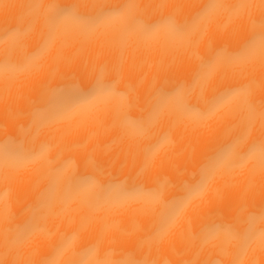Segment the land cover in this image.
I'll return each mask as SVG.
<instances>
[{
    "label": "bare ground",
    "instance_id": "6f19581e",
    "mask_svg": "<svg viewBox=\"0 0 264 264\" xmlns=\"http://www.w3.org/2000/svg\"><path fill=\"white\" fill-rule=\"evenodd\" d=\"M124 3L98 22L49 21L55 5L94 17ZM262 16L264 0H0V264H43L61 241L55 264L85 247L87 264H264V223L250 241L243 232L264 170L258 151L240 159L264 138L258 116L232 146L248 105L264 104V50L244 49ZM98 75L109 91L61 103ZM229 86L239 91L210 108Z\"/></svg>",
    "mask_w": 264,
    "mask_h": 264
},
{
    "label": "snow or ice",
    "instance_id": "6c2138e0",
    "mask_svg": "<svg viewBox=\"0 0 264 264\" xmlns=\"http://www.w3.org/2000/svg\"><path fill=\"white\" fill-rule=\"evenodd\" d=\"M51 7L53 10L49 18V21L50 23L55 24L56 21L68 15H72L75 19L80 21L87 22L91 20L92 22H98L99 20L104 19L107 16L121 15L126 10L133 8L134 5L130 3H124V4L111 6L108 8H101L100 11H98L94 17L81 15L78 11L79 8L78 5H66V6L55 5ZM215 7H217V4L210 2L203 6L199 15H204ZM240 7H243V5H240ZM163 22L168 24L171 28H173L176 31L185 30V26L178 25L172 17L165 18ZM142 23L146 31H152L158 26L157 23H149V22H142ZM252 27H253L252 34L250 35L249 39L246 41L244 45L245 51L255 47L257 44H259L261 49L264 50V16H262L259 20L252 21ZM10 35L11 33L9 31H5L2 38L7 40L10 37ZM212 64H213L212 58L205 61L204 64L202 65V71L211 68ZM110 89H111V85L105 83L102 75H98L91 85L81 86L79 84H72L66 87L64 93L61 96V103L71 106L73 104L84 101L98 93L109 91ZM237 91H239V89H236L231 86L225 88L211 99V101L209 102V107L213 108L219 105L220 103L224 102L228 97L235 94ZM170 95H172V93H164V92L158 93L161 102L167 99V97ZM247 110H248V117L244 121V132H242L240 135H238L235 138L232 146H235V144L246 142L247 129H249L252 126V123L257 116L260 118L262 123H264V104L260 106L249 104ZM129 122L132 124L133 127H140L141 129L144 123L141 119H136V120L129 119ZM257 151L260 153L259 166L261 170H264V138H261L259 140H253L252 143L248 146L247 151L241 155L240 159L241 160L247 159L249 155H252ZM202 183L203 181H201V185ZM182 203H183V199H178L176 201L175 207H173L169 211V213L162 219L161 227H163L169 220L172 219V217H174L177 209ZM237 220L239 221V217L237 218ZM258 222L264 223V204H262L259 209L249 212L247 216L244 217L243 223L246 226L243 232L247 241H250L256 237ZM219 226L220 225H216V223L213 222L211 225H206L205 229L210 231L213 227H219ZM234 229H235L234 225L230 226V230L234 231ZM31 232H32V227L29 225L26 226L24 229H22L20 232H18L17 236L20 239L27 238L28 236L31 235ZM259 235L261 239H264V229L260 230ZM66 246H67V241H61L54 248L52 255L44 260L43 264H55L54 257L59 253H61ZM93 252H94V248L91 247L82 248L80 249L79 252L76 253L75 257L69 259L66 262V264H87V257L92 255ZM116 264H141V262L135 260H122V261H117Z\"/></svg>",
    "mask_w": 264,
    "mask_h": 264
}]
</instances>
